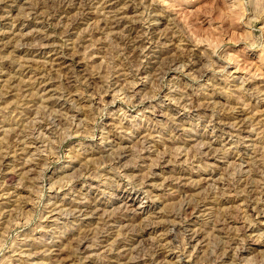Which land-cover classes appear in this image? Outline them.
Here are the masks:
<instances>
[{
	"label": "rangeland",
	"instance_id": "obj_1",
	"mask_svg": "<svg viewBox=\"0 0 264 264\" xmlns=\"http://www.w3.org/2000/svg\"><path fill=\"white\" fill-rule=\"evenodd\" d=\"M263 165L264 0H0V264H264Z\"/></svg>",
	"mask_w": 264,
	"mask_h": 264
},
{
	"label": "bare ground",
	"instance_id": "obj_2",
	"mask_svg": "<svg viewBox=\"0 0 264 264\" xmlns=\"http://www.w3.org/2000/svg\"><path fill=\"white\" fill-rule=\"evenodd\" d=\"M53 3H54V2H53ZM43 7H44V6H43ZM51 11H52V10H51ZM37 16H38V15H37ZM115 24H116V23H114V25H115ZM60 65H61V64H60ZM261 165H262V164H261ZM261 165H260V166H261ZM263 166H264V165H263ZM8 180H9V178H8ZM257 184H258V183H257ZM257 184H256V186H258ZM257 188H258V187H257ZM255 189H256V188H255ZM251 196H254V193H253ZM251 196H250V197H251ZM249 199H250V198H249ZM221 226H222V224H221ZM225 243H226V242H225ZM232 243H233V241H232ZM227 246H228V245H227ZM229 247H231V246H229Z\"/></svg>",
	"mask_w": 264,
	"mask_h": 264
}]
</instances>
